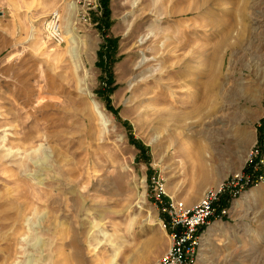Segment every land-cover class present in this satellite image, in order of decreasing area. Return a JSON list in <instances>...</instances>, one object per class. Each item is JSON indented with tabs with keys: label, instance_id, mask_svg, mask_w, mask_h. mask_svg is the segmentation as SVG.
I'll return each instance as SVG.
<instances>
[{
	"label": "rangeland",
	"instance_id": "374dc122",
	"mask_svg": "<svg viewBox=\"0 0 264 264\" xmlns=\"http://www.w3.org/2000/svg\"><path fill=\"white\" fill-rule=\"evenodd\" d=\"M0 53V264H150L221 180L195 264H264V0H0Z\"/></svg>",
	"mask_w": 264,
	"mask_h": 264
},
{
	"label": "built area",
	"instance_id": "2783aa9c",
	"mask_svg": "<svg viewBox=\"0 0 264 264\" xmlns=\"http://www.w3.org/2000/svg\"><path fill=\"white\" fill-rule=\"evenodd\" d=\"M43 30L50 42L56 45L64 42L58 10L54 9L47 15ZM225 192L229 204L231 198L235 196L234 190L229 185V181L222 180L218 186L205 189L198 201L191 205H185L181 201L167 202L161 208V212L168 227V245L165 251L150 264H195L204 231L210 220L222 215L227 209L218 206L219 199Z\"/></svg>",
	"mask_w": 264,
	"mask_h": 264
},
{
	"label": "bare ground",
	"instance_id": "6f19581e",
	"mask_svg": "<svg viewBox=\"0 0 264 264\" xmlns=\"http://www.w3.org/2000/svg\"><path fill=\"white\" fill-rule=\"evenodd\" d=\"M171 12V11H170ZM65 30V29H64ZM66 31V30H65ZM62 34H63V30H62ZM63 36H64V39H69L70 38V36H69V34H68V32H64V34H63ZM206 55V54H205ZM203 70V69H202ZM211 70V69H210ZM216 80V79H215ZM207 81H211L210 80V78L207 80ZM158 85H160V84H158ZM168 89V88H167ZM171 93V92H170ZM153 97H152V99L153 100H162V97H164V92L163 91H161V88L159 87V90H156V92L154 93L153 92ZM174 98V97H173ZM175 99H173V101H174ZM201 150V149H200ZM201 153V152H200ZM202 154V153H201ZM201 155H199L198 154V157H197V159H198V161H200V157ZM200 165V164H199ZM198 169H199V173L200 172H203V167H201V166H198ZM216 186H218V184L216 185ZM25 220H26V225H28L29 226V221H30V218H25ZM215 228H216V224L214 223V224H212L211 226H209L208 228H207V230H206V232L207 233H211V232H213V231H215ZM29 229V228H28ZM1 232V231H0Z\"/></svg>",
	"mask_w": 264,
	"mask_h": 264
},
{
	"label": "trees",
	"instance_id": "16d2710c",
	"mask_svg": "<svg viewBox=\"0 0 264 264\" xmlns=\"http://www.w3.org/2000/svg\"><path fill=\"white\" fill-rule=\"evenodd\" d=\"M250 168V167H249ZM245 173L247 174V176L249 175V169L246 168V170H244ZM219 208H225L228 207V195L225 192L224 194L221 195L220 199H219V203H218ZM217 215H219V212L217 213Z\"/></svg>",
	"mask_w": 264,
	"mask_h": 264
}]
</instances>
